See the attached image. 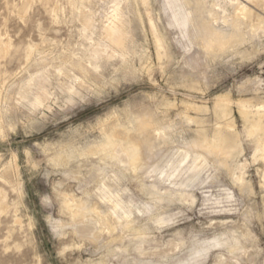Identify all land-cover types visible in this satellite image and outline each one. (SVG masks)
Instances as JSON below:
<instances>
[{"label":"rangeland","instance_id":"obj_1","mask_svg":"<svg viewBox=\"0 0 264 264\" xmlns=\"http://www.w3.org/2000/svg\"><path fill=\"white\" fill-rule=\"evenodd\" d=\"M263 5L0 0V264H264Z\"/></svg>","mask_w":264,"mask_h":264},{"label":"bare ground","instance_id":"obj_2","mask_svg":"<svg viewBox=\"0 0 264 264\" xmlns=\"http://www.w3.org/2000/svg\"><path fill=\"white\" fill-rule=\"evenodd\" d=\"M238 8L236 10V16L234 18L237 17V20H234L233 23H239V20H240V16L239 15H242V16H246L247 14H251V12H248V9L244 6H240V4H237ZM264 6V5H263ZM118 11V10H117ZM88 12L86 13H83L84 15V22L87 26H90L91 25V19H90V16L87 15ZM241 16V17H242ZM233 26H237V25H233ZM200 27V25H199ZM205 27V26H204ZM203 27V28H204ZM202 28V30H203ZM207 28V27H206ZM213 28V27H212ZM237 28V27H235ZM205 29V28H204ZM220 31V30H219ZM219 31H214L212 34L208 35L206 34V37L204 38V45L205 47L208 49V48H213L215 49V46L218 47V48H224L226 47V45L228 44V42L224 43L223 41L221 42L220 40L224 37V34L223 32H219ZM202 32V31H201ZM210 32V31H208ZM103 34H104V37L107 39V41L113 45L118 51H120L122 54L126 53L127 52V39H128V32L126 30V25H125V20L124 18L122 17V13L120 12H115L112 19L110 20V22H108L104 27H103ZM205 34V33H204ZM208 35V36H207ZM205 36V35H204ZM226 37V35H225ZM226 39V38H225ZM229 38H227L226 40H228ZM159 39L157 38V41ZM230 40V39H229ZM203 41V40H202ZM158 43V42H157ZM205 48V49H206ZM206 49V50H207ZM213 49V50H214ZM225 49V48H224ZM223 49V50H224ZM96 51H102L101 49L99 48H96L95 49ZM212 50V49H211ZM220 50V49H219ZM106 51V50H105ZM104 52V50H103ZM107 52V51H106ZM105 54V53H104ZM72 91V90H71ZM43 97V96H42ZM38 99V98H37ZM35 101V100H34ZM38 101V100H37ZM40 101V100H39ZM41 102V101H40ZM223 102H225V100H223ZM38 105V104H37ZM226 109V107H225ZM227 110V109H226ZM224 110L222 112V114H226L227 111ZM244 115L246 117H249V114L248 112H244ZM251 126H252V132L258 134L260 136V147L261 149H264V113H260V112H257V116L255 119H252L251 121ZM153 125H152V122L148 119V120H140L139 122V131H140V135L144 137V139H146L148 136L150 135H153L154 133L152 132L153 131ZM123 134V132H121ZM112 134V132H111ZM120 133H116L114 134V137H112V139L109 141V143L107 144L110 149L111 147H113L115 144H117L116 142V137L115 136H120L119 135ZM163 134V133H162ZM157 135V134H156ZM224 136V135H223ZM109 138V136H108ZM114 138V139H113ZM116 138V139H115ZM123 139V137L121 138ZM143 139V141H144ZM197 140V139H196ZM195 140V141H196ZM107 141V142H108ZM230 141V140H229ZM106 142V143H107ZM121 143V142H120ZM194 144V143H193ZM106 145V146H107ZM195 145L196 146H200V147H204L206 148V150L208 151H212V152H219V153H222L224 154L225 156H228L230 155L229 154V149L232 148V146L234 145H230L228 140L225 138V137H222L219 136L218 138L215 139V142L212 143V144H208V142L204 140H198L197 142H195ZM193 146V145H192ZM122 147V145H121ZM139 147V146H138ZM137 145L136 144H131L129 146V148H126L125 152L127 153L128 155V158H129V162L130 164L133 166V167H138L139 164H140V156H139V149H138ZM196 148V147H195ZM203 149V148H202ZM108 150V149H107ZM106 149L104 151L108 152ZM232 151V150H231ZM264 151V150H263ZM110 152V151H109ZM221 155V154H220ZM180 160V159H179ZM170 165V164H169ZM172 167H170L171 169ZM174 168V167H173ZM70 203V202H69ZM68 205V204H67ZM75 207V206H73ZM81 207V206H80ZM68 208V207H67ZM71 208V207H70ZM74 210V209H73ZM76 211V210H74ZM73 211V212H74ZM77 212V211H76ZM75 212V214H76Z\"/></svg>","mask_w":264,"mask_h":264}]
</instances>
